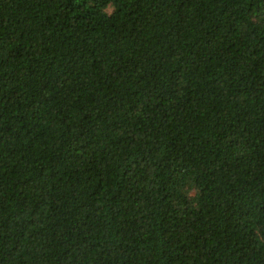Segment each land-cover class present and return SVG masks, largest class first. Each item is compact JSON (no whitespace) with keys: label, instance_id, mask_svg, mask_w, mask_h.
<instances>
[{"label":"trees","instance_id":"1","mask_svg":"<svg viewBox=\"0 0 264 264\" xmlns=\"http://www.w3.org/2000/svg\"><path fill=\"white\" fill-rule=\"evenodd\" d=\"M0 264H264V0H0Z\"/></svg>","mask_w":264,"mask_h":264}]
</instances>
